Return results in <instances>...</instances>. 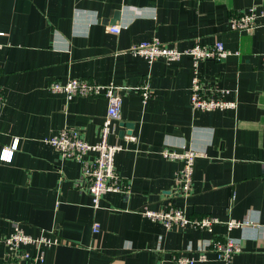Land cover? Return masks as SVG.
<instances>
[{
	"label": "crops",
	"instance_id": "0c3cea01",
	"mask_svg": "<svg viewBox=\"0 0 264 264\" xmlns=\"http://www.w3.org/2000/svg\"><path fill=\"white\" fill-rule=\"evenodd\" d=\"M252 5L260 11L264 0H0V150L18 139L11 161L0 160V264H21L22 249L2 242L14 223L34 236L44 229L60 238L27 246L42 250L45 264H176L177 254H194L227 232L223 224L211 232L168 229L142 213L144 206L169 205L190 217L249 219L252 224L229 232L241 243L229 264H264V25L230 27V17ZM154 39L179 49L221 41L237 51L197 65L204 81L228 89L236 108L193 110L190 56L148 63L130 51L133 43ZM70 77L130 87L149 78L153 89L145 103L135 89L121 93L120 118L108 140L124 146L114 164L130 187L103 193L98 208L85 183H76L80 163L60 159L44 141L66 127L90 143L99 140L103 96L68 99L47 89L50 81ZM127 134L135 140L125 141ZM163 147L203 154L187 195L176 180L182 161L163 157ZM193 264L225 263L209 252Z\"/></svg>",
	"mask_w": 264,
	"mask_h": 264
},
{
	"label": "built area",
	"instance_id": "2783aa9c",
	"mask_svg": "<svg viewBox=\"0 0 264 264\" xmlns=\"http://www.w3.org/2000/svg\"><path fill=\"white\" fill-rule=\"evenodd\" d=\"M264 25V9L257 11L256 6L252 5L240 13H235L230 17V27L234 30L251 31L256 27ZM110 31L118 32L119 27L112 26ZM0 35L3 32L0 31ZM130 51L140 55L152 63L157 59L165 61H176L183 55H188L193 61V73L190 81L189 103L193 110L211 111L235 109L237 101L227 96L228 89H222L213 83L204 81L197 69L199 62L206 60L219 61L233 52L226 48L221 41H215L211 45L193 43L191 46L179 49L175 45L154 40H142L131 45ZM261 61L264 66V51L261 53ZM135 89L140 94V100L145 103L153 96V89L149 78L133 87L118 85L116 83H99L97 81L83 78L70 77L65 81L53 80L47 85V89L52 93H62L66 98L74 96L95 98L103 96L107 100V108L102 118L99 128V140L90 143L84 140L73 128H63L57 134L46 137L44 141L50 144L58 152L62 160H76L80 163L81 173L77 184L85 183L86 189L90 194L94 208L99 207L101 195L108 191L127 192L130 187L129 179L121 176L114 164L116 152L124 146L119 141L109 142L110 134L115 133V122L120 118L122 106V91ZM5 104V95L0 89V113ZM124 140L131 142L135 136L124 135ZM18 139H15L8 147L0 150V160L11 161L16 148ZM161 155L167 159H179L182 167L177 174L178 191L188 194L193 183L194 163L196 158L203 155L193 148H185L182 151L171 150L168 147L161 149ZM264 170V160L262 162ZM76 184V185H77ZM145 217L162 223L166 228H196L211 232L216 224H223L226 227V234L217 240H210L206 244L195 249L194 254L179 253L174 257L176 264H193L196 261L208 259V253L225 264L231 263L233 256L240 252L241 243L230 235V231L244 225L252 224L249 219L227 218L220 219L211 214L201 217H190L184 208L173 205L161 209H151L148 206L142 208ZM100 224L98 221L92 223V232H98ZM2 242L12 251L22 249L21 264H45V257L42 250L32 253L27 246L37 245L38 247L49 246L60 243V238L51 230L42 229L39 235H32L26 232L20 223L12 224V230L3 237Z\"/></svg>",
	"mask_w": 264,
	"mask_h": 264
},
{
	"label": "water",
	"instance_id": "95a60500",
	"mask_svg": "<svg viewBox=\"0 0 264 264\" xmlns=\"http://www.w3.org/2000/svg\"><path fill=\"white\" fill-rule=\"evenodd\" d=\"M118 17H119V11H116L115 14H114L113 19H111L110 22H111V23H114V21H115L116 19H118ZM127 126H129V127L132 128L133 125L131 124V125H127ZM129 132H130V131H128V133H129ZM123 134H124V131H120V132H119V135H120V136H123Z\"/></svg>",
	"mask_w": 264,
	"mask_h": 264
}]
</instances>
